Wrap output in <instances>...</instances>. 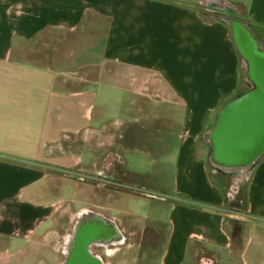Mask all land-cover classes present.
<instances>
[{
    "label": "crops",
    "instance_id": "crops-1",
    "mask_svg": "<svg viewBox=\"0 0 264 264\" xmlns=\"http://www.w3.org/2000/svg\"><path fill=\"white\" fill-rule=\"evenodd\" d=\"M221 1L264 23V0ZM201 3L0 0V264H25L23 250L60 209L53 178L104 175V146L110 179L166 194L160 264H264V157L244 214L225 207L208 171V134L243 90V57L229 21L205 16ZM123 152L147 155L154 170L131 167Z\"/></svg>",
    "mask_w": 264,
    "mask_h": 264
},
{
    "label": "rangeland",
    "instance_id": "rangeland-1",
    "mask_svg": "<svg viewBox=\"0 0 264 264\" xmlns=\"http://www.w3.org/2000/svg\"><path fill=\"white\" fill-rule=\"evenodd\" d=\"M189 1L198 2V0ZM218 1L221 2V0ZM201 2V4H198V9L202 14L209 17L217 14L208 10L206 6L207 0H201ZM230 6L235 7L239 11L241 10L237 5ZM221 17L227 21L232 20L226 15H221ZM248 21L251 22L252 26L250 28L264 47V23ZM242 61L243 90H245L252 81L248 76L247 62L244 58ZM113 117V114L109 115V119H113ZM207 140L208 137H200V142L203 144ZM103 142L106 144V136H103ZM72 145L81 148L83 143L80 137ZM117 152L121 153V150H117ZM91 153L93 152L88 149L83 151L81 155L83 164L91 162ZM101 154H103V176L98 177L89 173L88 170L82 172V174L67 173L66 179H62V177L60 179L58 176L52 177L50 197L55 199L60 196L62 205L52 216L48 227L35 235L23 250L20 259L25 264H62L65 259L64 253H67L65 250L67 240L73 235V227L85 209L95 212L103 220L110 222L113 228L115 227L117 230L116 233L108 238L100 234L96 241L98 246L91 248L93 254L100 257L103 264H160L167 233V226L161 223L160 220L163 219L166 223L170 213L168 208L160 210L157 203L160 200V196L166 194L157 189L140 190L134 186V180L131 181L129 176L126 177L120 174L116 176L119 181L110 179L107 174L106 163L112 159V155L106 160L108 150L105 146L102 148ZM122 155L131 167L139 165L142 170H146L149 173L154 170V166L149 164L147 155L132 152H123ZM207 157L210 178L212 182L218 184L211 177L216 172L215 164L210 155ZM224 170L237 172L232 177L235 182H240L241 180L249 181L252 174L251 166L242 170L229 168H224ZM126 181L129 185L126 184ZM130 181L133 183H130ZM167 185H169L168 188H173V184L170 181H167ZM234 211L246 213L238 210ZM84 217L89 219L90 212L85 213ZM230 222L233 226H242L240 218L231 217ZM232 225L229 224V228L234 236L236 233ZM243 231V228H241L240 237L234 236V238L240 241L243 237ZM221 255L223 258L228 256V250H224ZM228 262L224 261L221 263L227 264Z\"/></svg>",
    "mask_w": 264,
    "mask_h": 264
},
{
    "label": "water",
    "instance_id": "water-1",
    "mask_svg": "<svg viewBox=\"0 0 264 264\" xmlns=\"http://www.w3.org/2000/svg\"><path fill=\"white\" fill-rule=\"evenodd\" d=\"M221 11L239 16L238 11L231 6ZM229 25L238 52L247 62L248 76L253 87L231 99L219 110L216 122L208 134L210 158L221 168L242 170L254 164L264 153V47L250 27L241 20L232 19ZM94 224L102 229L94 225L93 230L85 233L82 230L84 225H79L70 264L80 259L91 264H102V260L91 252L90 247L91 241H97L107 226L97 218Z\"/></svg>",
    "mask_w": 264,
    "mask_h": 264
},
{
    "label": "trees",
    "instance_id": "trees-1",
    "mask_svg": "<svg viewBox=\"0 0 264 264\" xmlns=\"http://www.w3.org/2000/svg\"><path fill=\"white\" fill-rule=\"evenodd\" d=\"M235 8V7H234ZM241 8V7H240ZM237 10V9H236ZM239 13L238 20H241L244 22L247 26L251 27V22L248 21V17L246 16L245 10L241 8V10H237ZM209 17V16H207ZM211 19H221L225 20V18L221 17L218 14H215V16H210ZM249 87L243 91H241L237 96L241 95L248 89L253 87V83H249ZM211 151V149H210ZM264 157V153L258 158V160L251 165V169H253ZM216 172L211 175L212 179L217 181L219 185L222 186L224 192H225V207L229 209H234L238 211L248 212L249 210V200H248V193H247V187H248V181L241 180L240 182H235L232 180V177L237 174V172L234 171H225L224 168H221L217 165H214ZM236 183V184H235ZM232 225V223L230 222ZM233 230H235L234 236L240 237V231L241 226H233ZM234 232V231H233Z\"/></svg>",
    "mask_w": 264,
    "mask_h": 264
},
{
    "label": "flooded vegetation",
    "instance_id": "flooded-vegetation-1",
    "mask_svg": "<svg viewBox=\"0 0 264 264\" xmlns=\"http://www.w3.org/2000/svg\"><path fill=\"white\" fill-rule=\"evenodd\" d=\"M206 6H207V8H208V10H211V11H213V12H215V13H217L218 15H226V16H228L229 17V19H238V17H236V16H234V15H232V14H228V13H226V12H223V11H221V10H225V9H227V6L228 7H230V5H228V4H226L224 1H218V0H208V3L206 4ZM232 7V6H231ZM234 8V7H233ZM234 9H236V8H234ZM88 212H90V217H89V219H87V218H85L84 217V214L85 213H88ZM81 215V217H79V219L77 220V222L75 223V225H74V227H73V235H71L69 238H68V240H67V243H66V248H65V250L67 251V253H64L65 254V259H64V261L62 262V264H70V258L72 257V255H71V250H69V246H70V243H72L71 242V240H72V238H73V236L77 233V230H79V225H84V227L82 226V230H83V232H87V231H91V230H93V228H94V225H96V224H94V219L95 218H97L98 220H100V221H104L105 222V224H106V229H103L102 231H101V235L102 236H104V237H106V238H108V237H110L111 235H113L114 233H116V229H115V227L113 228V225L110 223V222H108V221H106V220H103L101 217H99L98 215H96L95 214V212H91L90 210H87V209H85V210H83L82 211V213L80 214ZM89 222H91L92 224H90ZM97 227H100V226H98V225H96ZM91 227V228H90ZM100 229H102L101 227H100ZM118 233V232H117ZM93 245H91V247H90V250H91V248L92 247H96V246H98V244H96V240H94V242L92 243ZM69 251V252H68ZM92 252V251H91ZM93 253V252H92ZM97 256V255H96ZM98 257V256H97ZM98 258H100V257H98ZM101 259V258H100ZM73 264H91L89 261H86V260H83V259H80L79 261H77L76 263H73ZM93 264V263H92ZM103 264V263H102Z\"/></svg>",
    "mask_w": 264,
    "mask_h": 264
},
{
    "label": "bare ground",
    "instance_id": "bare-ground-1",
    "mask_svg": "<svg viewBox=\"0 0 264 264\" xmlns=\"http://www.w3.org/2000/svg\"><path fill=\"white\" fill-rule=\"evenodd\" d=\"M74 241H75V235L73 236V238L71 240L72 243H70L69 250H72L73 249V247H74ZM93 242H94V240L91 241V245H92Z\"/></svg>",
    "mask_w": 264,
    "mask_h": 264
}]
</instances>
